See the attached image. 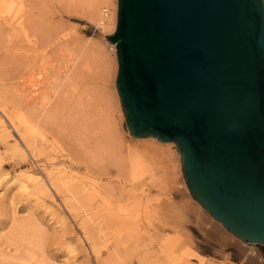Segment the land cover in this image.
<instances>
[{
    "label": "rangeland",
    "instance_id": "374dc122",
    "mask_svg": "<svg viewBox=\"0 0 264 264\" xmlns=\"http://www.w3.org/2000/svg\"><path fill=\"white\" fill-rule=\"evenodd\" d=\"M85 1L14 0L16 22L0 16L1 105L24 119L27 138L38 108L46 104L57 115L53 127L42 129L54 145L37 143L33 156L0 112V178L8 180L0 187L2 261L264 264L262 246L241 242L190 197L172 143L127 134L113 86L114 47L105 38L113 29L94 24ZM115 4L108 0V11ZM119 153L128 172L116 166ZM134 154L143 166L131 180ZM11 229L16 234L4 243ZM27 237L38 250L20 242Z\"/></svg>",
    "mask_w": 264,
    "mask_h": 264
},
{
    "label": "water",
    "instance_id": "95a60500",
    "mask_svg": "<svg viewBox=\"0 0 264 264\" xmlns=\"http://www.w3.org/2000/svg\"><path fill=\"white\" fill-rule=\"evenodd\" d=\"M127 134L173 144L190 197L264 248V0H116Z\"/></svg>",
    "mask_w": 264,
    "mask_h": 264
},
{
    "label": "bare ground",
    "instance_id": "6f19581e",
    "mask_svg": "<svg viewBox=\"0 0 264 264\" xmlns=\"http://www.w3.org/2000/svg\"><path fill=\"white\" fill-rule=\"evenodd\" d=\"M12 1H14V0H0V16L2 18H5L4 21H6V19H7V20H9V21H11V22L14 23V22H16V16H15V13L13 12V9H14V6L15 5H14V2H12ZM113 6H114V7H112L113 8V11H108V0H86L85 1V8H86L87 14L90 16V19L92 20V22L94 24H96L97 26L101 27V28H103L104 26H108V27H110V29H113L114 28V25H115L116 4L113 5ZM31 97H32L31 98V101L34 100L37 97V93L34 94V95H32ZM34 109H35V107H34ZM0 112L3 114V116L6 117V119L10 123L9 125H11L12 128H13V130H15V132L19 135L20 140H21L23 146L25 147V149L27 151H29L33 156H36L37 154H39L38 153V144L41 145V146L42 145H46V146L47 145H50V146L54 145L53 143H55V142H51L50 140L46 139L45 136H44L43 130H42L45 126H46V128L48 126H49L48 128H50V126L53 127V125H55V121L57 120V115L55 114V112L52 111V110H50L46 106V104H44L40 109L38 108V110L33 114L34 115L33 118H32L33 119V122L30 123V128H31V136H30V138H27L26 135H24L25 133H23V131H22V124H23V120L24 119L21 116L19 117L18 115L14 114V113H12L10 111H8V109L4 105H1V103H0ZM32 112H34V111H32ZM60 128L62 129V127H60V125H59L58 129L56 130L57 131L56 133H57V135H60L61 136L64 133H63V129L61 130ZM2 129L3 128L1 126V130ZM148 138H152V137H148ZM152 139H154V138H152ZM45 140H48V141L45 142ZM42 142L44 144H42ZM115 148L117 149V145H115ZM115 150H112V151H115ZM19 152L22 154L21 151H19ZM114 153H116V151ZM21 154H19V155H21ZM134 156H133V158L130 161L132 170H130V172L127 173V174H129L131 176V180L132 179H136L134 176L140 172V169L143 166L141 160H138L139 158L137 157V155L134 154ZM117 157H119V159ZM117 157H116V160H118V161H116V162L114 161V162L116 163V166L118 167V169L123 170L125 172H128L126 170L127 167L125 165L126 164V160L124 159L126 156H122V157H124L123 158L124 160L122 159L121 154L119 156H117ZM114 160H115V158H114ZM115 163H114V165H115ZM120 170H119V172H120ZM122 174H124V172H122ZM50 175L51 174L49 172H45V174H44L45 179H47V181L49 182L50 188L53 191H55V193H56V191L58 192V187H57L58 185L55 182V179L53 177H51ZM125 176H127V175H125ZM33 177L38 178V179L40 178V176H33ZM6 184H8V180H6V178H0V187L1 186H4ZM40 186H41V188H42V190H43L44 193L50 194V191L48 190V187L46 186V184L43 181L40 182ZM19 187L21 189V192L23 191V192L26 193L28 191V187L26 185H20ZM64 202H65V200H64ZM66 208L67 207L65 206V209ZM82 229H85V226L84 225H82ZM83 232H84L83 233L84 234L83 239H86L87 241H89L90 240L89 235L86 233L85 230ZM15 234L16 233H13V229H11V231L8 233V235L3 239L4 243H8ZM33 234H35V233H33ZM19 237H22L23 238V236H19ZM19 237H18V239H20ZM20 242L21 243L24 242L23 244H25L28 247H32L34 249V247L36 246L35 243L38 242V241H35V238L34 237H27V238H24L23 241L21 240ZM90 249H91V251L93 253H95V255H97L98 251L95 249V247L92 244H90ZM36 250H38V247H37ZM0 253H2L1 252V249H0ZM14 253H15V251H14ZM30 253L32 254V252L26 251V255L25 256L27 258L28 257H31V258L34 257ZM13 259H15V258H13ZM28 259H30V258H28ZM16 260H17V258H16ZM20 261H21V259H20ZM25 261H28V260L25 259ZM33 261L34 260H31V262H29V263H32ZM22 263L25 264L24 262H21V264ZM37 263H34V264H37ZM0 264H12V263L2 261V257L0 256Z\"/></svg>",
    "mask_w": 264,
    "mask_h": 264
}]
</instances>
